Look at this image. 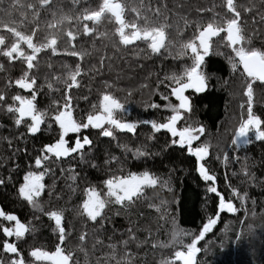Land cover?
Returning <instances> with one entry per match:
<instances>
[{"label": "trees", "instance_id": "obj_1", "mask_svg": "<svg viewBox=\"0 0 264 264\" xmlns=\"http://www.w3.org/2000/svg\"><path fill=\"white\" fill-rule=\"evenodd\" d=\"M121 2L126 6L128 22L137 21V11H133L137 9L141 16L168 25V48L160 54H152L143 42L123 46L115 34L116 25L107 18L98 25L88 22L96 31L84 36L83 23L78 18L88 11L98 10L102 0H52L44 8L40 7V0H0V16L5 21L14 20L19 25L26 20L20 29L26 34L39 27L37 43L52 34L47 25L57 23L56 34L60 37L62 53L53 56L50 51L42 52L37 67L30 73L37 79V108L48 113L42 131L34 136L27 132L30 120L16 126L15 114L6 110L13 103V96L30 97L29 92L10 84L27 70L26 64L20 60L9 62L0 56V65H3L0 93L7 98L0 102V180L5 182L0 185V208L16 214L32 229L19 241L0 232V259H4L5 264L12 258V254L3 252L5 239L18 244L26 264H48L34 262L29 253L35 247L54 251L60 243L55 223L46 215L53 210L64 215L66 239L62 247L73 252L75 264H117V261L120 264H161L182 247L173 245L174 234H179L186 245L209 218H216L219 198L207 192L211 182L202 180L196 171L195 158L178 145H172L173 138L166 130L153 132L150 123L142 122L162 123L171 116L170 108L162 107L165 101L162 95H169L174 86L170 77L182 75L191 64V59L180 56V46L194 38L198 26L223 23L231 18L224 7L225 0ZM28 4L34 5L36 11L28 9ZM236 5L242 13L245 36L251 40L249 46L264 49V20H261L264 0H236ZM245 8L253 11L244 12ZM157 9L161 10L160 17L154 16ZM69 30L78 34V39L72 42L75 49L64 36ZM0 34L8 37L7 46H10L13 39L7 33ZM225 44L223 39L214 38V50L206 57L205 64L208 87L202 93H186L192 111L185 113V119L177 125L204 126L205 135L200 143L211 146L206 167L216 176L215 186L226 202L231 200L238 209L236 213H221L212 232L203 239L197 264H264V140L252 138L248 144L232 145L234 129L242 116L246 118V107H240L246 104L242 94L246 77L242 69L232 70L228 57L234 54ZM65 50L85 55L81 59L63 54ZM77 64L81 67L79 87L70 91L76 118L85 121L88 114L98 112L102 95L109 93L124 105V111L118 112L116 117L136 123V131L114 130V137H103L99 129L91 128L79 134L70 133L66 137L69 146H74L77 135L81 138L87 135L92 140L91 146H85L83 158L80 153L60 159L50 156L42 168L36 169L34 161L44 145L59 139L60 129L51 116L65 102L68 74ZM169 101L174 100L169 96ZM153 103L160 107H150ZM253 110L264 120V84L258 81L254 85ZM141 151L149 155L137 156ZM44 168L50 169L43 181L46 187L37 201L40 207L33 208L19 197L18 187L27 171H43ZM144 170L159 178L156 186L146 187L131 203L109 204L102 218L95 222L82 215L81 204L87 188L95 186L106 192L104 180ZM232 189L245 197L243 202L233 195ZM0 225L13 226V222L0 218ZM81 235L85 236L84 241L80 240Z\"/></svg>", "mask_w": 264, "mask_h": 264}, {"label": "snow or ice", "instance_id": "obj_2", "mask_svg": "<svg viewBox=\"0 0 264 264\" xmlns=\"http://www.w3.org/2000/svg\"><path fill=\"white\" fill-rule=\"evenodd\" d=\"M52 0H40V7L49 6ZM15 6V5H14ZM33 12L36 8L32 4L26 5ZM224 7L231 18L223 21V23L209 22L206 26H198L197 34L193 39L180 46V56L191 59V64L187 66L182 75L172 76L173 81L171 86L170 96L175 97L179 103L173 105L169 102L165 107L170 108L172 115L166 118V122L158 123L156 121H143L144 124H151L153 132L166 130L170 133L172 145H178L181 149L195 158L196 171L203 181L211 182L207 187V192L215 194L219 198L218 210L216 218H209L203 224L199 234L196 235L190 243L183 244V240L179 238V234H174L173 245H181L177 248L173 256L169 260H164L161 264H197V254L201 252L198 243L203 240L207 233L212 232L213 227L217 224L222 212L236 213L238 209L234 206L231 200L226 202V198L218 191L215 186L216 176L210 174V169L206 167V160L210 157V144L200 143L201 138L205 135L203 125L178 127V123L185 119L184 114L192 111L190 97L186 95L187 90H194L196 93L204 92L208 87V75L205 71L206 57L214 50V38L223 39L227 48L231 49L234 54L229 56V62L233 71L242 69V74L246 77L245 87L242 94L246 97V104H241V109L246 107V118L243 116L240 119L238 127L234 129L232 137V145L248 144L251 142L250 133H255L256 140H264V120L260 116L254 114V85L256 82L264 84V49L250 47L251 40L245 36L244 28L242 27V13L237 10L236 0H225ZM137 21L128 22L125 19L126 6L121 0H102L98 10L88 11L87 14L78 19L83 23V35L91 36L95 34V27H89L91 22L93 25H98L102 19L107 18L114 22L115 34L119 38V44L123 46H132L137 42L146 44L147 49L152 54H160L162 50L168 48L170 41L168 37V25L157 23L155 19H149L146 16H141L137 9ZM244 12L251 13L252 8H245ZM14 15V13H12ZM39 13H37V16ZM55 16V13H53ZM161 10L157 9L154 16L160 17ZM264 20V16L261 17ZM142 21V22H141ZM26 22V20L24 21ZM17 24L13 21H5L0 16V33H7L13 39L10 46H7L8 37L0 34V56L6 57L9 62L17 60L23 61L26 64V71L16 80L10 81L13 84L26 92L29 96L17 94L12 97V104L7 107V112L15 114V125L21 126L25 120H30L27 125V132L31 135H36L42 131V125L47 122L48 113L40 111L37 108V91L36 77L30 75L31 71L37 67L38 56L42 52L50 51L53 56L62 54L59 50L60 37L56 34L58 27L57 23H49L47 29L51 30L52 34L45 37L44 41L37 43V33L39 27L31 29V34H26L20 30L23 23ZM72 48L75 45L72 43L78 39V34L69 30L64 34ZM30 50L26 51L25 49ZM65 55L73 57L79 56L84 58L85 53L76 50H65ZM3 65H0L2 70ZM81 74V67L76 65L74 71L68 74L67 91L64 94V103L58 106V110L51 119L58 125L59 139L54 143L44 145L41 154L35 158L34 164L36 169L43 167L44 162L50 156L57 159L69 157L73 153H80L83 158V150L85 146H91L92 140L87 135L80 137L76 136L74 146H69V140L66 139L70 133L79 134L83 129H99L103 137H114V130L126 131L135 133L137 124L133 122L122 121L116 117L118 112L124 111V105L113 95L105 93L102 95L99 102V111L95 114H88L85 121L78 120L74 115L72 98L70 91L74 87H79L78 77ZM52 85L49 84V88ZM169 95H162V99L169 100ZM6 95L0 93V102L6 101ZM18 104V106H17ZM95 107V106H94ZM152 108H159L158 104H151ZM51 127V125H48ZM149 155L146 151L137 153V156ZM115 159V157H113ZM225 161L228 160V154L225 153ZM95 167V165H93ZM50 169L44 168L43 171H27L23 176V182L18 187V195L33 208H39L37 203L45 190L43 183L45 176ZM247 175V172H245ZM159 178L148 170L140 173L129 172L127 175L111 176L103 181L106 192L99 191L95 186L85 190V199L81 204L82 215L86 216L90 221H97L102 218L105 208L112 203L124 205L138 199L144 192L146 187H154L157 185ZM0 180V185L4 184ZM233 195L239 197L241 202L245 197L240 196L236 189H232ZM46 215L50 220L54 221L55 228L59 233V241L54 251H46L39 247L33 248L29 255L34 259V262H48V264H75L74 254L72 251H67L62 244L66 239L65 227L63 226L64 215L62 212L53 210ZM0 218L7 222H13V226L0 225V232L5 237H15L17 241L23 239L26 233L32 229L25 223L21 222L16 214L4 211L0 208ZM184 235H189L184 233ZM80 240L84 241L85 236L81 235ZM125 244L128 242L125 241ZM3 252L12 254V258L8 264H26V261L16 242H9L7 239L3 241ZM114 248L115 245H112ZM186 248V250H184ZM115 258V257H113ZM0 264H5L4 259H0ZM120 264V261H117Z\"/></svg>", "mask_w": 264, "mask_h": 264}, {"label": "flooded vegetation", "instance_id": "obj_3", "mask_svg": "<svg viewBox=\"0 0 264 264\" xmlns=\"http://www.w3.org/2000/svg\"><path fill=\"white\" fill-rule=\"evenodd\" d=\"M190 91H194V90H187L186 91V93L188 92H190ZM185 93V94H186ZM170 94V93H169ZM170 96V95H169ZM170 98H172L174 101L172 102V104L173 105H177L178 103H179V101H177L176 99H175V97H172V96H170ZM170 101L168 100V101H164V104H163V106L162 107H164L165 105H167L168 103H169ZM165 108V107H164ZM169 111L171 112V115H172V111H171V109H169ZM255 134H250V140H252V138H253V140H256L255 138ZM241 144H243V143H241Z\"/></svg>", "mask_w": 264, "mask_h": 264}, {"label": "rangeland", "instance_id": "obj_4", "mask_svg": "<svg viewBox=\"0 0 264 264\" xmlns=\"http://www.w3.org/2000/svg\"><path fill=\"white\" fill-rule=\"evenodd\" d=\"M204 240H205V239H204ZM204 240H201V241L199 242V244H198V247H200L201 250H202V247H203V244H202V243H203ZM184 250H186V249H184ZM197 255H198V254H197Z\"/></svg>", "mask_w": 264, "mask_h": 264}, {"label": "water", "instance_id": "obj_5", "mask_svg": "<svg viewBox=\"0 0 264 264\" xmlns=\"http://www.w3.org/2000/svg\"><path fill=\"white\" fill-rule=\"evenodd\" d=\"M64 158H66V157H64Z\"/></svg>", "mask_w": 264, "mask_h": 264}]
</instances>
